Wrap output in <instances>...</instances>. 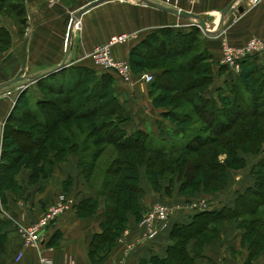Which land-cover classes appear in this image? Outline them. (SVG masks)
Returning <instances> with one entry per match:
<instances>
[{
    "label": "crops",
    "instance_id": "crops-1",
    "mask_svg": "<svg viewBox=\"0 0 264 264\" xmlns=\"http://www.w3.org/2000/svg\"><path fill=\"white\" fill-rule=\"evenodd\" d=\"M94 1L59 0L50 4L45 0H0V86L5 85L0 91L1 154L6 126L12 122L10 117L14 113L20 114L18 112L23 109L21 104L26 96L36 98L34 107L30 109L35 111L45 86L67 84L68 76L64 79L63 75L76 67L95 71L97 67L86 55L114 34L136 33L135 38L114 48L116 57L130 59L132 47L154 30L185 19L137 0H106L78 17L79 28H70V20ZM153 1L166 4L165 0ZM231 1L198 0L192 4L189 0H178L173 6H168L198 14L210 28H216L221 11ZM239 6H243L244 11H239ZM220 33L221 37L204 33L210 38L205 40V47L212 56L214 74L219 75L210 86L214 89L226 78L223 72L220 74V38L238 46L244 45L253 36L264 40V0L253 7L248 6V0H240L227 13ZM252 58L255 64L264 67V52L252 55ZM64 61L66 66L62 69L32 79V76ZM114 93L128 117L123 124L128 135L142 130L171 139L173 134H180L172 129L174 123L164 116L165 111L154 105L150 83L144 81L142 75H134L131 84L116 78ZM50 158L55 162L47 175L37 174L34 177L33 169L20 161L4 175L0 173V264H114L120 261H125V264H151L152 256H167V249L173 243L171 230L174 224L189 223L193 215L200 211L234 208L239 194L254 188L256 182V177L250 173L252 164L249 167L247 162L242 171H228V182L221 191L181 193L176 181L168 194L166 189L170 183H164L159 190L154 189L143 166L140 168L139 185L145 193L139 199V215L152 203L162 200L172 209L168 228L156 239L148 240L142 220L129 211L125 227L112 243L103 241L94 245L96 236H99L97 240L101 239L107 218L106 194L101 190L104 181L95 182L93 178H86L76 153L68 154L63 161H57L55 153ZM63 193L76 197L77 206L46 230L40 251L25 246L20 227L36 222ZM203 195H208L209 199ZM203 199L204 204H200ZM193 203H198L200 207L193 208ZM240 222L235 220L220 225L218 233L202 246L201 254L195 258L196 263L264 264V244L253 260H249L250 241L244 238L245 229ZM188 248H193V242L188 244ZM41 257L46 262H42Z\"/></svg>",
    "mask_w": 264,
    "mask_h": 264
},
{
    "label": "trees",
    "instance_id": "trees-1",
    "mask_svg": "<svg viewBox=\"0 0 264 264\" xmlns=\"http://www.w3.org/2000/svg\"><path fill=\"white\" fill-rule=\"evenodd\" d=\"M197 27H177L178 31L172 26L156 29L131 49L130 56L138 52L148 57L151 55L150 51L139 50L147 46L159 48V55H152V59L158 56L168 59L186 57L196 46ZM199 29L204 34L202 29ZM168 39L172 42L168 43ZM165 46L169 47L166 49ZM252 55L242 59L240 72L233 75L227 66L220 63V74L223 72L226 78L217 90L224 100L204 97L201 94L198 104L194 105V98L189 99L205 122V133L193 130L186 135L182 133V137L171 139L142 130L128 135L123 128L128 117L124 115L114 93L112 81L113 78L119 77L102 69L103 73L96 77L91 68L71 69L69 74L63 75L64 79L68 76L67 84L45 86L43 96L37 100L35 111L27 109V113L22 117L15 113L10 117L12 122L19 121L21 127H15L12 122L6 126L0 173L4 175L25 158L23 164L33 169L34 177L37 174L47 175L55 161L42 157L40 144L51 140L50 145L55 148V159L63 161L68 154L76 153L80 157V166L85 177L90 179L98 159L109 144L113 145L116 155L104 171L101 189L106 194L107 218L101 239L97 240L99 236H96L94 245L103 241L112 243L125 227L127 212L140 214L139 199L145 193L139 185L141 167H146L148 180L156 190L162 187V181H167L170 183L166 189L169 194L171 186L178 181L181 193L200 190L211 193L226 186L228 171L232 168L230 161H238V151L247 150V144L254 150L260 141H264V101L261 103L254 94L262 92L264 99V78L260 80L261 85L257 80L260 71L264 74V67L255 64ZM202 59L212 61V56L205 46L199 53L192 55L185 67H163L150 83L152 98L156 92L153 90L156 89L174 90L178 97H184L194 90L202 93L204 86L209 82L203 78L192 81L191 77L181 73L183 68H197L195 62ZM127 60L132 63L131 58ZM212 72L214 81L215 74ZM90 77L96 81L94 85L88 83ZM211 84L212 82L209 86ZM240 91L253 92V99L247 101V98H241ZM155 98L154 101L160 104L158 98ZM19 103L18 109L21 108ZM159 104L157 105L160 106ZM164 115L174 117L179 122L188 119L187 116L182 118L175 111ZM26 123L29 127L24 128L22 125ZM11 138L14 141L7 142ZM31 152H34L32 157L27 159L25 155ZM61 154L63 156L59 157ZM223 156L229 160L222 161ZM41 160H44L42 164ZM44 162L49 163V168L43 165ZM39 164L41 165L37 168ZM260 164L255 187L239 194L234 208L200 211L193 215L191 222L174 224L171 230L173 243L167 249V256L162 258L154 255L150 260L151 264H197L196 256L201 254L202 246L218 233V227L224 222L239 218L245 229L244 238L250 241L249 260H253L264 244V211L260 210L264 206V172L261 171L264 160ZM134 179L137 183L132 182ZM191 188L195 191H187ZM125 190L137 194L142 191V194L135 197L136 193H132L127 195L126 199ZM80 205L78 209L81 208ZM148 208L149 206L143 211L140 220ZM244 215L246 216L243 217ZM190 242H193L192 249L188 248Z\"/></svg>",
    "mask_w": 264,
    "mask_h": 264
},
{
    "label": "rangeland",
    "instance_id": "rangeland-1",
    "mask_svg": "<svg viewBox=\"0 0 264 264\" xmlns=\"http://www.w3.org/2000/svg\"><path fill=\"white\" fill-rule=\"evenodd\" d=\"M185 19H187V18H185ZM185 19L182 20L180 23H186L192 27L196 26V21H194L192 19L186 21ZM174 25H172V27L176 31H178V28ZM186 27H188V26H186ZM197 29L198 30H196V33H197L196 46H195L194 50L190 51L186 57H180L179 56V57H174V58L168 59L164 56H158L157 58L152 59L151 58L152 55H159L158 54L160 52L159 48L156 49V48H151V47L149 48V47L145 46L142 49H139L141 52H143V50L144 51L145 50L150 51L151 55H149L148 57H144V56L138 54V52H137L136 54L130 56L131 62H132L131 63V65H132L131 69L133 68V70H132L133 77H134V74L143 75V73H146V74L152 73L155 76L161 72L163 67H173V68H175V67L181 68V66L185 67L184 65L187 64V61H189V59L192 58V55L199 53L200 50L204 48L205 40L210 39V38H208L209 36H205L198 27H197ZM248 41L244 45H241V46L234 45V46H237V47L245 46L248 43ZM171 42L172 41L170 39H168V43H171ZM221 43H222V38H220V45H221ZM137 44H139V43H137ZM165 47L167 49V47H169V46H165ZM174 49H176V48H174ZM155 52H156V54H153ZM258 54H260V53H258ZM221 59H222V56L220 57V61H221ZM195 63H196L197 68L191 69V70H186L183 68L181 70L182 71L181 73H184L186 76L191 77L192 81H195L196 79H199V78H203L206 80V82H209V83L212 82V84L210 86H213L216 78L219 76V75L218 76L214 75L215 77H214V81H213V74H212L213 73L212 72L213 71L212 70L213 69V62H208L207 60L202 59V60L197 61ZM94 73H95V77H96V75H101L103 73V71L101 69H95ZM233 74H236V72L233 71L232 75ZM263 78H264L263 71H260L257 74V80L259 81L260 85H261L260 80ZM89 79L90 80L88 83L94 85V83L96 81L93 79V77H90ZM112 81L115 82L116 79L113 78ZM209 83L206 86H204V90L202 91V93L199 92V90H194L193 92H190L189 94H187L184 97H178L177 92L174 90H162V89L161 90L160 89L153 90V91H156L153 94V98H152L154 105L158 106L157 104H159V103H156L154 101V99H156L155 97H157L158 101L161 102L159 104L160 108L165 111L164 113H169V111H171V112L175 111V113H179V115H181L182 118H184L185 116L188 117L187 120H184L182 122L176 121L174 117H171V116L168 117V119L174 123V125L172 126V129L175 131H178L180 133L177 136H175L173 134L172 135L173 138L182 137L183 134L186 135V134L192 132L193 130L194 131H202L203 133H205V130H204L205 128H203L205 125L204 124L205 122H203V119H201V116L198 115L196 109L193 107V104L191 103V101L189 99L194 98V100H193L194 105L198 104V101H199L198 99L200 97H202L201 94L204 97L217 98V99L224 100L225 98H223V96L220 95V93L217 89H214V87L209 88L210 87ZM262 86H264V84ZM254 94L257 95V97L260 99L259 101H261V103H262V101H264V99L262 97L263 96L262 92H254ZM252 95H253V92H245V91L239 92V96L241 98H244V99L247 98L246 99L247 101H250L251 99H253ZM35 99L33 98L32 95L26 96V98L23 100V102L21 104L23 109H20V111L18 112V113H20L19 115H21L20 117H22L24 115V113H27L26 112L27 109H32L34 107V105H35L34 100ZM220 102H221V100H220ZM164 116H166V115H164ZM12 124H14L15 127H19V128L21 127V123H19V121H14V122H12ZM22 126L24 128H27V127H29V124L26 123V124H23ZM168 131H170V130H168ZM12 141H14V140L11 138L7 142L12 143ZM13 143H15V142H13ZM50 144H51V140H47L45 143L43 142L40 144V146L42 147L41 149H42V157L43 158L45 157L46 159H48V157L50 158L53 155V153H55L54 152L55 151L54 146L53 145L51 146ZM7 145L15 146V144H10V143H7ZM250 148H251L250 144H247V150H245L244 152L243 151L237 152L236 155H238V157H239L237 159L238 161H235V162H233L232 160L230 161V163L232 165L231 169H233V170L236 169L238 171H242V170H244V168H246L247 162H249L250 163L249 167H251V164H252L250 173L254 177H256V174L258 173L259 169H261L260 163L262 160H264V141H260L259 144L256 145V147H255L256 149L251 150ZM33 153L34 152L28 153L25 155V157L28 159V157H32ZM115 155H116V153L114 152L113 145L109 144L107 146V149L105 150V152L102 154V156L97 161V165H96V168H95V170L93 172V176H92L93 181H95V182L103 181L104 175H105L104 171H105L106 167L109 165L111 159ZM62 156H63V154H61L59 157H62ZM224 160L227 162L229 159H228V157L223 156L222 161H224ZM42 161H44V160H41L40 163ZM23 162H25V158L23 159L22 163ZM43 165H45L46 168H49V163L44 162ZM39 166H40V164L37 166V168ZM261 171L264 172V167L262 168ZM228 177H229V174H228ZM132 182L137 183V180L134 179V180H132ZM162 182L163 183H161L160 186L164 183H168L167 181L166 182L162 181ZM227 182H228V179H227ZM221 190L222 189H220L218 191H221ZM187 191L193 192V191H195V189L191 188V189H188ZM218 191H215V192H218ZM125 193L126 194L124 196L127 199L128 198L127 195H130L132 193H136L135 197H138L139 195L142 194V191H140V194L139 193L137 194V192H132L131 190H125ZM186 194H195V192L194 193H186ZM203 196H204V198L209 199L208 195H203ZM203 201H204V199H203ZM157 202L165 203L162 200L157 201ZM260 210L264 211V206ZM136 216H137V218H141V215H139V214L138 215L136 214ZM144 216H145V214L143 215L141 220H143ZM245 216L246 215H244L243 217H245ZM237 220H241V219L239 218Z\"/></svg>",
    "mask_w": 264,
    "mask_h": 264
},
{
    "label": "built area",
    "instance_id": "built-area-1",
    "mask_svg": "<svg viewBox=\"0 0 264 264\" xmlns=\"http://www.w3.org/2000/svg\"><path fill=\"white\" fill-rule=\"evenodd\" d=\"M50 4H55L59 0H45ZM140 2V0H137ZM178 0H165L167 5H172ZM194 4L198 0H189ZM261 0H248V6L253 7L257 5ZM145 4V3H141ZM165 4V5H166ZM173 6V5H172ZM190 20V19H188ZM196 26L202 29L205 34H215L221 37L220 31L217 33H208L206 30L196 22ZM72 29L79 28L80 21L78 18H72L69 23ZM176 27L190 26L186 23H176ZM222 30V29H221ZM219 33V34H218ZM136 33L123 32L112 35L107 42L96 45L87 55L86 58H90L94 65L104 71L112 72L117 77L121 78L127 84L133 83V74L131 64L127 59L118 58L114 55V48L118 45L125 44L131 39L135 38ZM264 52V40L262 38L253 36L249 39L245 46L237 47L228 42L226 38H222L221 43V64L227 66L232 72L236 73L241 70V61L246 55H252L256 53ZM248 56V57H249ZM142 79L147 83H151L154 80V75L143 74ZM1 154V148H0ZM77 204L76 197L67 193L60 194L57 201L48 208L45 213L36 221L31 224L20 227V234L25 246L35 247L39 251L44 240L46 230L55 225L59 218L66 212L75 208ZM200 204H204V201H200ZM193 208L200 207L198 203L192 204ZM172 209L169 205L161 202L152 203L142 220V224L146 229L145 237L148 240H154L158 235L170 224V218ZM41 253V252H40ZM22 253L19 254V257ZM42 262L46 260L41 257ZM114 264H125V261L115 262Z\"/></svg>",
    "mask_w": 264,
    "mask_h": 264
},
{
    "label": "water",
    "instance_id": "water-1",
    "mask_svg": "<svg viewBox=\"0 0 264 264\" xmlns=\"http://www.w3.org/2000/svg\"><path fill=\"white\" fill-rule=\"evenodd\" d=\"M103 1H106V0H96L86 6H84L82 9H80V11H78V13L76 14V16L74 18H78L82 13H84L85 11H87L88 9H90L91 7H93L94 5H97ZM240 0H233L231 1L221 12H222V15H221V19L219 20V23L217 24L216 28H210L208 27L207 23L203 20V18L201 16H199L198 14H195V13H192V12H189V11H185V10H182V9H178V8H175V7H171V6H168V5H165V4H162V3H158V2H155L153 0H140L139 3H145L147 5H150L152 7H155L157 9H160V10H163V11H167V12H170V13H174L176 14L177 16H180V17H184V18H187V19H192L194 21H196L197 23H199L205 30L206 32L208 33H217L219 32L223 26H224V22H225V17L227 15V13L233 8L235 7L238 3H239ZM239 11H244V7L243 6H239ZM197 25V24H196ZM71 28V27H70ZM70 32H71V29L69 31V35H70ZM68 35V37H69ZM249 55H246V57H248ZM66 66V61L62 62L60 65L56 66V67H52L50 69H47L37 75H34L32 76V79H39V78H42L44 76H47V75H50L52 74L53 72H56L60 69H62L63 67ZM5 85H1L0 86V91L3 90Z\"/></svg>",
    "mask_w": 264,
    "mask_h": 264
}]
</instances>
